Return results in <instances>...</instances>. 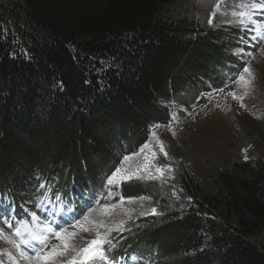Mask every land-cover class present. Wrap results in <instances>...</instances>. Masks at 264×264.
<instances>
[{"label":"trees","instance_id":"16d2710c","mask_svg":"<svg viewBox=\"0 0 264 264\" xmlns=\"http://www.w3.org/2000/svg\"><path fill=\"white\" fill-rule=\"evenodd\" d=\"M21 1L27 28L7 27L17 13L0 6V189L19 170L34 187L45 178L80 216L103 200L105 177L122 158L170 121L162 103L180 88L186 65L204 67L196 68L203 91L209 80L221 84L220 73L240 72L224 55L235 41L217 32L191 37L171 8L176 0ZM261 145L258 156L219 171L213 191L181 168L172 181L178 201L169 187L156 191L160 212L126 233V257L135 264H264V244L252 241L264 229V132ZM102 152L112 159L104 163ZM120 194L150 195L139 183L122 185ZM0 195L20 208L16 194Z\"/></svg>","mask_w":264,"mask_h":264},{"label":"rangeland","instance_id":"374dc122","mask_svg":"<svg viewBox=\"0 0 264 264\" xmlns=\"http://www.w3.org/2000/svg\"><path fill=\"white\" fill-rule=\"evenodd\" d=\"M253 3L257 8L253 10L252 18L258 22L257 26L260 30L264 31V13L258 10L260 5L264 4V0H176L174 5H171V8L176 11L175 16L186 19L191 27L187 34L190 33L191 37L195 34L198 37H205L206 33L217 32L223 38L230 39L231 42L235 41L236 48H229L230 50H226L224 55L226 57L230 55L234 61L238 62L240 72L236 76V82L231 81V74L228 72H226L227 75L223 74L224 76L220 73L221 84L217 86L219 78L215 81L214 86L213 82L209 80L205 84L208 91H203L200 83L197 82L196 68L204 67L194 64L192 61L188 66L186 65L183 68L184 75L180 88L162 103L170 110V121L164 126L151 129L150 139L145 144L147 147L144 145L134 154L124 156L118 166H115L112 174L119 169L120 178L115 180L112 185H109L105 179L104 193L97 198L98 201L103 200L87 209L84 214L88 216V221L83 220V216L76 220L77 216L74 211L61 202L58 203V200L49 203L53 185L45 178L38 179L36 177L39 182L34 187L35 182L28 181L25 172L19 170L13 172L4 181L5 188L0 190L16 194L22 202V209L29 212V218L24 216L20 222L14 221L16 225L28 223L34 211L41 218L42 224L52 220L66 229L63 235L69 244V250H64L65 240L53 237L47 241L42 255H47L55 249L58 253L53 256L56 264H67V261L72 259L83 261V254L78 256L77 250L89 247V242L97 239V232L101 233L103 237L106 229L109 228L113 229L108 237L112 246L105 245L108 249L107 254L109 256L123 255L127 250L123 248L122 241L126 233L135 227L139 218L159 214L158 208L153 207V205H157L154 200L156 191L159 192L160 189L169 187L173 189L171 193L178 192L172 181L181 168L194 176L202 188L209 192L214 190L212 181L219 171L243 163L262 152L264 47L253 50L251 40H247L253 33L241 26V18L238 15H233L234 12L237 14L247 12ZM0 6L4 9H7L4 6L9 9L15 8L13 11L17 13L16 18L11 16L6 18L7 27L11 30H15L19 25L27 28L23 12L17 8V6H22L21 0H0ZM210 19L213 21L212 24L208 23ZM251 27H253L252 24L247 25V28ZM241 37H243V41H241ZM237 49H244L245 52L252 54L251 56L245 55L241 59L242 53ZM229 64L232 65L230 60ZM244 66L249 67L251 75L243 72ZM230 72L233 73V71ZM241 75L245 77L244 81L238 79ZM217 89H223V91H217ZM102 153L105 154L103 155L104 163L112 159L109 158L107 152ZM100 155V153L96 155V161L101 159ZM101 165L100 162L92 165V173H95L96 177L100 175V170H103ZM157 166L163 169V176L156 172ZM127 176H131L132 179H127ZM86 179H83L82 183L87 181ZM79 182H81L80 176ZM134 183L143 185L150 195H144L141 197L143 199L127 198L124 200L120 194V187ZM40 185H44L45 188L41 189ZM13 188H16L19 193H14ZM172 195L177 202L174 193ZM152 208L156 209L155 214H153ZM0 209L5 212L3 204H0ZM53 213L56 215L54 216ZM73 220H76L77 224H83L84 227L90 228V231L84 232L81 227H70L65 223V221ZM96 221H102L103 226L95 227L92 222ZM0 228L5 229L4 235H8L10 240L19 242L20 238L9 235L7 225L0 224ZM73 233L75 235H72ZM252 241L264 244V229L260 230L252 238ZM20 251L13 243L0 238V257H2L0 264H37L35 257H31L30 260L21 258ZM90 263L92 261L86 262V264ZM39 264H45V261L41 260Z\"/></svg>","mask_w":264,"mask_h":264},{"label":"snow or ice","instance_id":"6c2138e0","mask_svg":"<svg viewBox=\"0 0 264 264\" xmlns=\"http://www.w3.org/2000/svg\"><path fill=\"white\" fill-rule=\"evenodd\" d=\"M257 8L256 4L253 3L248 8L247 12H240V13H233V15H238L240 19V24L243 26V28L251 33L253 35L250 37V40L252 42L251 46L253 47V50L256 48L264 47V31H261L260 28L257 26V21L253 20L254 11ZM262 13H264V4H261L259 9ZM212 20H208L209 24H212ZM248 24H252L253 27L247 28ZM241 41H243V37H241ZM238 52L242 53L241 59L244 58L245 55L251 56V52H245L244 49H237ZM244 73H249V67L244 66L243 67ZM238 79L240 81H244L245 77L243 75L239 76ZM233 82H236V78H233ZM227 86V85H225ZM217 91H223V89H217ZM233 98L235 99V94L233 93ZM243 107V104H241ZM147 147V145H145ZM161 151L163 149L161 148ZM167 157V153H164ZM247 159V157H245ZM146 167H148L146 165ZM169 171H171V168H169ZM156 172L160 173L161 176L164 175L163 169H161L159 166L156 167ZM120 178V170L117 169L114 174L111 175V177H105L107 180V183L109 185H112L115 180ZM127 179H132L131 176H127ZM138 179L141 177H137ZM41 189L45 188L44 185L39 186ZM143 199V198H141ZM153 214L156 213V209L152 208ZM0 213H3L0 215V224L7 225V230L9 235H14L15 237L20 238L19 242L10 240L8 235H4V228H0V238H3L9 243H13L18 249H20V256L21 258L25 259H31V257H35L37 264L41 260L45 261V264H56V261L53 260V256L58 255L55 249H53L50 253L47 255H42L46 245L47 241L50 238H56L58 240H65V243L63 245L64 250H69V244L66 242V238L63 235V233L66 232V229L60 225H57L55 221L49 220L47 223L41 222V218L38 216L36 212H32V215L29 219L28 223H20L19 225H16L15 223H11V216L14 214V209L9 207L7 212H4L3 209H0ZM55 216L56 214L53 213ZM62 215V214H61ZM83 220L88 221V216L82 214ZM47 219V218H45ZM80 217H77L76 220H79ZM76 220L73 221H65L70 227H81L84 232H89L90 228H86L83 226V224H77ZM95 227H101L103 226L102 221H96L92 222ZM14 230V231H13ZM126 230V229H124ZM113 229H106L105 234L103 237L101 236V233L97 232V239L92 240L89 242V247L77 250V255L83 254V261H80L78 259H72L67 261V264H86L87 261H92L93 264H96V261H99L100 264H119V260H124V257H109L107 254L108 249L105 247V245H108L109 247L112 246L111 240L108 239V237L111 235V232ZM72 235H75L73 233ZM74 247V246H73ZM34 249V250H33ZM9 258L11 259V256L9 255ZM133 257L127 258V260H132ZM0 262H2V257H0Z\"/></svg>","mask_w":264,"mask_h":264}]
</instances>
